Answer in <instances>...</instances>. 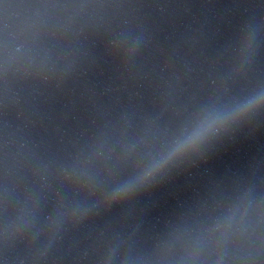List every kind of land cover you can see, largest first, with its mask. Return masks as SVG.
<instances>
[{
    "label": "water",
    "instance_id": "obj_1",
    "mask_svg": "<svg viewBox=\"0 0 264 264\" xmlns=\"http://www.w3.org/2000/svg\"><path fill=\"white\" fill-rule=\"evenodd\" d=\"M0 264H264V0H123L34 75Z\"/></svg>",
    "mask_w": 264,
    "mask_h": 264
}]
</instances>
